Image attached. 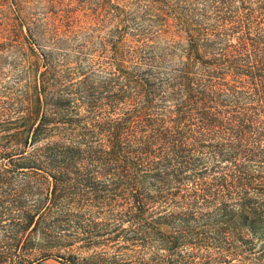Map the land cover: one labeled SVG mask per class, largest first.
Masks as SVG:
<instances>
[{
  "label": "trees",
  "instance_id": "trees-1",
  "mask_svg": "<svg viewBox=\"0 0 264 264\" xmlns=\"http://www.w3.org/2000/svg\"><path fill=\"white\" fill-rule=\"evenodd\" d=\"M147 1L0 10V264H264V0Z\"/></svg>",
  "mask_w": 264,
  "mask_h": 264
},
{
  "label": "rangeland",
  "instance_id": "rangeland-1",
  "mask_svg": "<svg viewBox=\"0 0 264 264\" xmlns=\"http://www.w3.org/2000/svg\"><path fill=\"white\" fill-rule=\"evenodd\" d=\"M150 3L147 0H0V10H22L25 13L33 14L31 21L25 26L33 30L41 27L45 22V12H72L74 25L72 27L74 34H85L87 37L95 34L93 30L98 27V21L95 13L104 10L124 9L130 12H139L145 10ZM110 27L107 29L109 30ZM29 43L39 46V42L29 38L26 40V48ZM27 49H25L26 51ZM30 64L24 56V49L19 46L6 45L0 43V93L4 92L6 87H14L15 90L25 89L31 78ZM5 248V238L0 234V252ZM115 250H110L108 257L114 255ZM94 253L89 251L86 257H92ZM41 264H59L54 260H48ZM126 264H132L130 261Z\"/></svg>",
  "mask_w": 264,
  "mask_h": 264
}]
</instances>
